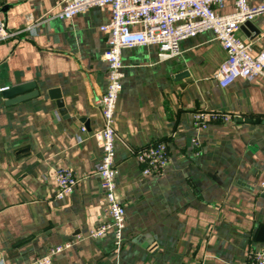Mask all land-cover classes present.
Listing matches in <instances>:
<instances>
[{"label": "crops", "instance_id": "1", "mask_svg": "<svg viewBox=\"0 0 264 264\" xmlns=\"http://www.w3.org/2000/svg\"><path fill=\"white\" fill-rule=\"evenodd\" d=\"M232 8L227 1L218 10ZM59 10L60 0H0V20L16 32L0 41V260L34 264L50 247L75 240L52 264H247L248 250L264 247L256 239L264 226V123L244 118L264 119V77L219 86L214 74L226 53L209 30L181 40L170 59L160 60L153 45L122 50L114 129L125 226L117 249L111 231L89 237L108 218L93 135L102 127L98 99L107 83L100 26L111 9L92 6L70 19L57 17ZM252 22L259 35H240L256 54L264 51V13ZM29 81L38 94L6 105L1 89ZM51 90L60 93L63 116ZM198 111L234 118L195 130ZM158 141L166 143L167 167L143 175L136 150ZM58 166L78 178L63 199L54 196Z\"/></svg>", "mask_w": 264, "mask_h": 264}, {"label": "built area", "instance_id": "2", "mask_svg": "<svg viewBox=\"0 0 264 264\" xmlns=\"http://www.w3.org/2000/svg\"><path fill=\"white\" fill-rule=\"evenodd\" d=\"M232 3V10L220 12L218 9L225 2ZM61 10L55 15L61 19H70L79 12L92 6L109 5L111 20L101 25L106 33L107 48L103 59L107 63L106 90L98 99L102 127L94 133L100 148V158L96 172L102 189V202L107 219L101 221L89 231V237H103L110 231L117 249H120L125 226V210L116 196L114 114L124 77L122 50L137 46L153 45L157 48L160 60L176 57L180 53L181 40L194 37L209 30L213 39L226 53V58L219 66L214 77L221 87H226L237 78L252 80L264 77V51L256 54L252 43L240 35V26L264 13V2L251 4L250 0H60ZM31 25L26 26L29 29ZM16 32L7 29L0 20V41L14 36ZM6 88V87H4ZM2 88V89H4ZM1 89V90H2ZM234 115L225 112L198 111L194 114L195 130L206 129L211 123L228 122ZM80 133L86 131L81 125ZM81 142L83 139L78 137ZM198 145L197 137L191 140ZM136 158L142 166L143 175H161L169 162L166 143L158 141L136 150ZM56 186L55 198L63 199L70 194L78 178L73 169L58 166L53 171ZM258 188L264 195V179ZM75 244L68 240L50 247L48 251L35 258L34 264H52L53 257ZM247 264H264V247L248 250ZM0 264H5L0 260Z\"/></svg>", "mask_w": 264, "mask_h": 264}, {"label": "water", "instance_id": "3", "mask_svg": "<svg viewBox=\"0 0 264 264\" xmlns=\"http://www.w3.org/2000/svg\"><path fill=\"white\" fill-rule=\"evenodd\" d=\"M240 30L249 38H253L259 35L260 33L259 28L250 20L244 22L240 26ZM252 33L253 35H251ZM185 74H187V71H182V72H179L176 75V77H180ZM34 88H35V83L33 81L19 83V84L8 86L2 89L1 95L5 99L6 105L14 104V103L20 102L22 100H25L27 98L37 95L38 91ZM48 93H49L50 98L55 99L57 111L60 115L63 116L65 112V108H64L63 100L60 97V93L58 92V90H51ZM65 117H67V115ZM244 121L248 123H252V122H255V123L263 122L264 123V119L262 120L260 118L253 119L251 117L244 118ZM256 239L258 241L264 240V226L260 227Z\"/></svg>", "mask_w": 264, "mask_h": 264}]
</instances>
